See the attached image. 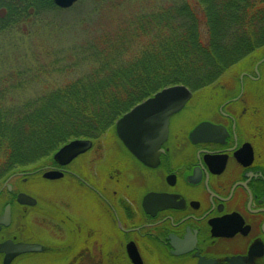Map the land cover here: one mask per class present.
Returning a JSON list of instances; mask_svg holds the SVG:
<instances>
[{
  "label": "flooded vegetation",
  "instance_id": "obj_1",
  "mask_svg": "<svg viewBox=\"0 0 264 264\" xmlns=\"http://www.w3.org/2000/svg\"><path fill=\"white\" fill-rule=\"evenodd\" d=\"M254 57L171 117L156 165L138 159L115 131L114 141H96L66 165L53 159L2 177L0 244L42 246L10 264L35 254L55 264H264V53ZM50 170L64 174L45 178ZM64 179L107 221L91 227L72 204L45 203L28 189ZM22 194L35 203L20 201ZM6 257L0 252V264Z\"/></svg>",
  "mask_w": 264,
  "mask_h": 264
},
{
  "label": "trees",
  "instance_id": "obj_2",
  "mask_svg": "<svg viewBox=\"0 0 264 264\" xmlns=\"http://www.w3.org/2000/svg\"><path fill=\"white\" fill-rule=\"evenodd\" d=\"M98 1L91 9L86 3L82 28H71L51 16L67 17L83 0L70 9L54 0H0V35L21 26L31 34L44 22L49 34L85 36L71 51L77 53L73 80L20 101H0V178L32 169L29 164L38 160L49 163L72 140L100 141L120 117L158 91L183 84L198 92L244 56L264 50V0L172 1L110 25L95 22Z\"/></svg>",
  "mask_w": 264,
  "mask_h": 264
},
{
  "label": "rangeland",
  "instance_id": "obj_3",
  "mask_svg": "<svg viewBox=\"0 0 264 264\" xmlns=\"http://www.w3.org/2000/svg\"><path fill=\"white\" fill-rule=\"evenodd\" d=\"M172 1L197 5V2L200 0H104L103 3L99 0L98 4H100L101 10L95 16V22L101 19L99 25L104 23L105 25H110L117 18H123L138 11H145L144 13L156 11L161 8L160 6L167 5ZM87 2H89V9H91L95 0H83V3L76 6L74 11L66 13L67 17L62 13L55 14L56 16H51L52 20L57 22L68 21L72 25L71 28L74 26L80 28L82 26L80 23H85V12L83 11L86 10ZM19 29L20 31L0 35V91H7L6 93L2 92L4 96L3 100L0 101H3V104L9 98L20 101L27 95L34 96L49 92L73 80L76 74L72 72L71 67L73 66L71 65L76 62L77 53L74 54L71 51H73V45L81 46L83 45V40H85V36L79 34L72 36L68 33L56 35L52 32V34H49L46 31L44 22L33 28L31 34H26L25 27L21 26ZM254 53L259 54L260 57L263 55L264 50L259 49V51ZM254 53L252 54L254 55ZM235 69L238 68L235 67ZM233 71L234 69H231L229 73L231 74ZM24 86L26 87L25 90ZM211 86L209 85L201 90H209ZM190 112L189 110L187 114ZM105 138L103 139L105 140ZM107 140L114 141L115 139L108 138ZM34 164H36L35 167H32ZM47 164L48 162L38 160L35 163L29 164L28 168L30 167L32 169H28L25 172L34 171ZM18 170L16 172H21L20 169ZM34 177L32 178L33 180H42L39 176ZM28 189L37 191L45 203L65 201L72 204L77 217L93 223L90 224L91 227L98 226V222L107 221L99 205L92 202L89 197H87L89 199H82L78 188L73 187L68 179L59 182H45L39 190L33 186H28ZM64 209L66 210V208ZM49 218V216H42L41 220L45 222L47 219L48 221L51 220ZM32 220L34 222L36 221L34 218ZM38 221L40 220L38 219ZM36 225L39 224H34V226ZM44 225L47 227L46 229L49 233L51 231V224ZM42 228L44 229L45 227L43 226ZM49 235L46 237L43 235L41 237L50 239ZM96 238H99L98 232L96 233ZM46 245L48 249L51 248L50 242ZM94 249L96 248L94 247ZM15 264H55V262L51 256L35 254L26 256Z\"/></svg>",
  "mask_w": 264,
  "mask_h": 264
},
{
  "label": "water",
  "instance_id": "obj_4",
  "mask_svg": "<svg viewBox=\"0 0 264 264\" xmlns=\"http://www.w3.org/2000/svg\"><path fill=\"white\" fill-rule=\"evenodd\" d=\"M81 0H54L61 9H70ZM193 97V92L183 84L172 85L158 91L155 95L134 106L116 122V132L126 147L142 162L147 165H156L162 152V145L168 138L170 119L179 113ZM208 124L201 125L192 134L206 131ZM91 140L76 139L62 148L54 155V160L61 165L68 164L80 153L92 147ZM62 171L50 170L44 174L45 178L55 179L63 176ZM20 201H31L32 197L22 194ZM2 219H0V224ZM38 244H15L11 241L0 244V252H6L5 264L21 253L39 251ZM136 264H143L135 260Z\"/></svg>",
  "mask_w": 264,
  "mask_h": 264
},
{
  "label": "bare ground",
  "instance_id": "obj_5",
  "mask_svg": "<svg viewBox=\"0 0 264 264\" xmlns=\"http://www.w3.org/2000/svg\"><path fill=\"white\" fill-rule=\"evenodd\" d=\"M258 56L259 54H255L254 53V55L253 54H249L248 56H244L239 62H237V64H235L232 68H230L227 72H225L223 75H221L220 77H218V79L214 82V83H212L211 85L213 86L214 84H216L217 83V81H220L223 77H225V76H227L228 74H229V72H230V70L231 69H234V70H236L235 69V67H243V66H245V64H246V62H248V61H252L255 57L254 56ZM199 92V91H198ZM198 92H194V94H196V93H198ZM129 112V111H128ZM126 114V113H125ZM121 118V117H120ZM119 118V119H120ZM118 121V120H117ZM116 121V122H117ZM116 131V123H115V125H114V127L112 128V130L107 134V135H105L103 138H105V140L106 139H108L109 137H110V135L112 134V133H114ZM102 138V140H104ZM89 140H91V139H89ZM101 140V141H102ZM93 143L94 142H96V141H99V140H91ZM93 145V144H92Z\"/></svg>",
  "mask_w": 264,
  "mask_h": 264
}]
</instances>
